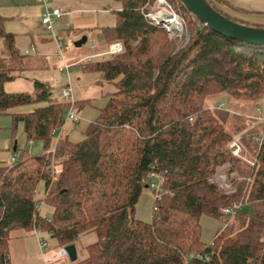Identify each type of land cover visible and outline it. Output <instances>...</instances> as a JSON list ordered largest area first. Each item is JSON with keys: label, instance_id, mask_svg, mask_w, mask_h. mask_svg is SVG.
<instances>
[{"label": "trees", "instance_id": "trees-1", "mask_svg": "<svg viewBox=\"0 0 264 264\" xmlns=\"http://www.w3.org/2000/svg\"><path fill=\"white\" fill-rule=\"evenodd\" d=\"M119 1L115 24L101 33L106 44L121 42L122 52L80 64L116 90L78 142L59 137L53 144L51 134L70 105L81 106L85 99L57 101L37 80L32 92L5 91L4 84L29 61L14 34L4 30L6 17L0 14L6 50V63L0 58V115H11L14 126L22 123L27 142L43 141L41 153L15 145L12 160L0 161V264L9 262V232L15 228L49 233L56 249L69 243L77 249L82 235L95 234L84 246L85 256L77 253L68 264H264V139L260 145L252 140L263 122L250 123L248 134L235 132L247 123L245 116L204 106L207 96L222 92L246 99L264 95V45L224 37L180 0H167L189 32L188 41L177 47L142 14L154 0ZM207 2L239 22L223 10L224 1ZM32 103L43 105L10 112ZM233 136H239L243 152L252 143L249 157L229 152ZM226 162L230 172L243 176L233 179L231 194L209 181ZM40 181L50 217L40 215L34 198ZM145 185L154 192L150 222L133 216ZM237 202L234 217L211 242H203L200 216L221 218V208ZM245 205L249 213H241Z\"/></svg>", "mask_w": 264, "mask_h": 264}, {"label": "rangeland", "instance_id": "rangeland-1", "mask_svg": "<svg viewBox=\"0 0 264 264\" xmlns=\"http://www.w3.org/2000/svg\"><path fill=\"white\" fill-rule=\"evenodd\" d=\"M120 6L119 0H47L45 5L39 4L37 0H0V14L6 17L4 30L14 34L16 47L22 55H26L24 60L31 63L27 69L19 71L20 74L4 84L5 91L32 92L33 81L37 80L47 84L52 97L57 101H63L61 94L63 87L70 89L72 102L85 99L81 106L68 108L76 118L70 119L64 115L63 123L51 134L53 144L59 137L71 142L82 140L88 124L98 117L99 110L105 106L108 94L116 90L112 82L101 78L100 73L84 71L80 64L102 60L108 56L106 54L107 44L103 40L101 29L115 24L116 11L120 10ZM45 7L49 10L57 8L61 12V17L53 22L52 30L40 23ZM155 7L157 6L154 0L150 4V8L152 10ZM172 7L174 6L172 5ZM182 25L183 33L181 35L170 36L166 32L170 39L176 41L177 47H182L189 39V32L183 20ZM83 36L86 37V41L77 45L76 42ZM26 49L29 50L28 54H24ZM5 57L6 50L3 40L0 38V58H3V61ZM41 105L43 104L32 103L18 106L10 112H29ZM204 106L221 107L235 115L245 116L247 123L239 125L241 128L243 127L242 130L235 131L242 133L247 130V133L243 134H248L250 130H253L249 126L250 123L256 121L261 124L260 121L264 119V95L260 98L246 99L235 98L230 92H222L207 96ZM251 144L249 142L244 146L243 157H249L248 152L253 148ZM14 145L18 148L25 146L26 152L30 154H38L43 151L42 140L26 141L22 123H17L14 126L11 115H0L1 162L7 164L12 156H15ZM233 177L235 180L243 179V176L236 172ZM34 198L37 200L40 215L50 217L52 208L43 200L42 181L36 186ZM153 202L154 192L150 187H145L135 204L134 218L150 222ZM240 210L241 213H249L247 205L241 207ZM199 220L201 240L205 243L211 242L216 231L224 225L221 218L205 214H202ZM9 235V262L7 264H43V253L46 256L55 253L56 241L45 231L39 233L48 244L45 251L40 250L32 229L15 228L9 232ZM95 239L96 236L93 233L84 234L79 238L77 242L79 257L85 256L84 246ZM51 264H68V258Z\"/></svg>", "mask_w": 264, "mask_h": 264}, {"label": "built area", "instance_id": "built-area-1", "mask_svg": "<svg viewBox=\"0 0 264 264\" xmlns=\"http://www.w3.org/2000/svg\"><path fill=\"white\" fill-rule=\"evenodd\" d=\"M41 4H46L47 0H37ZM155 7L151 10L150 5L146 4L144 8H142V14L145 18L149 20V22L157 27L163 28L170 36H175L177 34L181 35L183 33V25H182V19L179 16V14L173 9L171 3L167 0H155ZM61 17V12L57 8H52L51 10L45 9L43 10L41 14V23L46 26L47 29L52 30V24L53 22ZM174 19V24H170V20ZM59 45L60 42H58ZM123 47L121 42L119 41H112L107 43V53L110 54H116L122 52ZM25 53H29V50H25ZM67 67V65H65ZM61 70V69H60ZM62 100L66 103H72L70 99V89L68 87L62 88ZM72 104L70 105V107ZM67 118L75 119L76 116L71 111L67 110L65 113ZM260 118V117H259ZM261 120V119H260ZM263 122V129L259 135L252 136V140L257 144L260 145L261 142L264 139V119H262ZM227 148L229 152L233 156H241L242 147L239 140V136H233L232 139L227 144ZM13 158V157H12ZM11 158V160H12ZM230 164L228 162L224 163L223 165L216 168L215 174L209 179L210 182L216 184V186L224 193V194H231L235 192L236 186L233 183V174L235 172H230ZM53 168L51 169V172L53 173ZM160 181L161 178H158ZM153 189H156L158 187V183H151L150 185ZM241 202H237L231 206H227L224 208H221V219L226 225L228 221L234 217L237 209L240 207ZM41 230L35 229L34 234L37 238V242L39 245L40 250L45 251L48 248L47 242L39 235ZM43 264H48L51 259L49 257H46L43 253ZM63 257H67L66 251L64 250L63 246L56 249V255L54 257V261H58L62 259Z\"/></svg>", "mask_w": 264, "mask_h": 264}, {"label": "water", "instance_id": "water-1", "mask_svg": "<svg viewBox=\"0 0 264 264\" xmlns=\"http://www.w3.org/2000/svg\"><path fill=\"white\" fill-rule=\"evenodd\" d=\"M184 7L202 24L210 30L233 40L246 42L248 44L264 45V28L243 24L231 20L217 12L207 0H180ZM86 41L83 36L76 44L80 45ZM15 150V145L13 146ZM147 187V185H145ZM69 261L77 259L75 243L63 246Z\"/></svg>", "mask_w": 264, "mask_h": 264}, {"label": "crops", "instance_id": "crops-1", "mask_svg": "<svg viewBox=\"0 0 264 264\" xmlns=\"http://www.w3.org/2000/svg\"><path fill=\"white\" fill-rule=\"evenodd\" d=\"M222 1H224L225 3V5L223 6V10L233 19H236L239 22H243L247 25H253V26L264 25V0H222ZM38 3L40 4V2ZM24 54H28V53H25L24 51ZM29 64L27 65L29 66ZM27 65L23 67V69H27ZM55 255H56V250L55 253L50 256L45 255L46 257H49L51 259V261L48 264L55 262L53 260ZM42 261H43V255H42Z\"/></svg>", "mask_w": 264, "mask_h": 264}, {"label": "bare ground", "instance_id": "bare-ground-1", "mask_svg": "<svg viewBox=\"0 0 264 264\" xmlns=\"http://www.w3.org/2000/svg\"><path fill=\"white\" fill-rule=\"evenodd\" d=\"M175 22H174V19H171L170 20V24H174Z\"/></svg>", "mask_w": 264, "mask_h": 264}]
</instances>
